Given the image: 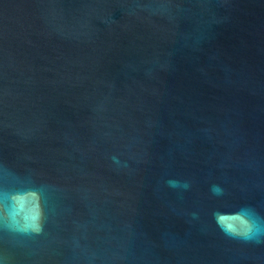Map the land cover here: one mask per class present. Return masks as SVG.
Returning a JSON list of instances; mask_svg holds the SVG:
<instances>
[{
	"label": "water",
	"instance_id": "water-1",
	"mask_svg": "<svg viewBox=\"0 0 264 264\" xmlns=\"http://www.w3.org/2000/svg\"><path fill=\"white\" fill-rule=\"evenodd\" d=\"M0 264H264V0H0Z\"/></svg>",
	"mask_w": 264,
	"mask_h": 264
}]
</instances>
